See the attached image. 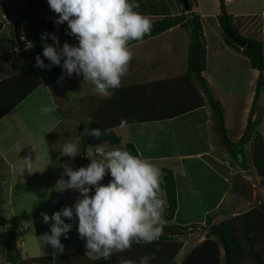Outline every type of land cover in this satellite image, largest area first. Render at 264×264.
Returning a JSON list of instances; mask_svg holds the SVG:
<instances>
[{
    "label": "rangeland",
    "instance_id": "1",
    "mask_svg": "<svg viewBox=\"0 0 264 264\" xmlns=\"http://www.w3.org/2000/svg\"><path fill=\"white\" fill-rule=\"evenodd\" d=\"M161 1L165 2V6L160 4ZM2 2L4 7L0 5V11L2 10L3 15L6 13L4 17L9 11L15 19L20 21L17 25L11 18L21 33L24 31L26 33L34 26L31 23L34 22V18H38L35 13L36 8L29 6L26 0H2ZM38 2L42 8H46L47 12H52L48 8L47 1L38 0ZM137 2L140 5L137 11L147 15L151 22L155 21L153 15L156 14L152 15L151 12L155 8L162 14L165 10L180 13L183 7L176 0H137ZM263 2L264 0H224L226 11L236 17V26L240 34L259 40L262 43L264 55ZM190 3L192 11L198 14L201 19L205 18V27L210 30L213 27L212 23L215 21L214 15L217 9L219 11V1L190 0ZM10 27L13 26L10 24ZM59 39L62 38L59 36ZM16 44L18 46L17 42ZM42 52L40 47L31 46L23 53L21 51L14 53L15 59H20L24 64L15 68L14 72L20 73L26 69H34L41 73L45 69L37 68L34 65L38 54L41 55L44 62L47 60L43 57ZM179 61L180 59L177 66H180ZM63 74L65 73L63 72ZM259 74V72L255 74L246 62L234 56V53L229 49L226 50L223 58L219 59L213 58L210 53L205 77L209 80L207 82L213 97L219 100L223 106L227 138L233 151L225 144L219 143V157H222L219 162V187L215 190L212 182L210 187L213 188V191L206 188L204 193L209 192L208 201L202 203L199 201L198 203L196 198L185 197L182 192L179 193L181 208L176 217L178 222L175 223L176 225L183 226L186 222L189 223L184 225L185 227L193 224L201 225L205 222L206 216H215L219 211L225 212L227 215H219L214 221L217 223L240 215L264 202V188L261 186L260 179L255 174L250 162V144L255 133L262 136L264 146V69L260 79L262 87L256 94L253 110L248 111L254 99ZM68 81L69 83H67ZM68 81L56 87L40 85L9 115L0 120V152L5 153L6 162L10 161L8 164L12 165L9 168L0 161L1 199L3 200V217L0 221V230H9L13 225L16 226L17 236L13 251L24 260L53 256V249L50 246L42 248L36 239V237L50 232L51 221L45 224L41 213H47L51 216L62 207L74 205L79 195L78 192L67 190L61 193L52 191V189L57 180L60 179L65 163H68L73 169L88 165L82 158L81 136L84 134L87 118H92L91 114L95 105L99 104L102 98L95 100L96 95L93 92L87 94L86 91L78 90L77 93V87L70 85L77 79L72 76ZM80 83L82 86L85 85L83 78ZM87 95L93 97L89 98ZM45 104L55 105L56 111L50 114L41 113L40 108ZM209 111L210 109H201L195 114L169 119L167 121L172 122L168 124V128L165 130L159 129L160 125L153 126L154 124H136L133 127H128L126 132L123 129L119 130L122 144L114 147L125 149V144L128 141L124 139V135L129 133L138 147L149 141L152 144L154 141L167 140L169 144H172V147L166 145V148L170 147L172 152L184 154L200 152L211 145L214 135L217 137V141L219 139V135L213 131L214 124L211 123ZM247 111L250 113L248 118L253 114L255 115L254 126L252 124L251 130L248 132L249 141L243 145H237V139L243 130L242 126L243 124L246 125L243 118L245 116L247 118L248 114H245ZM167 121L164 123H168ZM68 139L79 146L80 154L74 160L70 157L61 156L59 152L64 140ZM179 142L183 144L178 145ZM257 142L256 140L255 143ZM106 148L111 149L113 147ZM93 151V148H88L85 156L88 159H99V156L94 155L96 148ZM205 159L206 157H203L201 161L206 162ZM227 161L235 165L226 164ZM193 162L194 164L202 163ZM212 175L213 173L209 170L199 173L202 179ZM64 179L67 180L68 177L65 176ZM109 179L111 177L107 178L106 176L101 183L107 184ZM230 192L240 195L241 202L239 205L229 207L227 201ZM90 194H94V188ZM159 195L163 199L162 194L159 193ZM218 204L219 208L215 209ZM263 221L261 220V225L258 227L252 226L253 228L251 227L248 234H245L238 221L233 222V229L241 246L246 249L240 264H264ZM65 222L72 223L73 228L68 234V239L61 237V242L64 244L62 254H73L79 251L81 253L78 254L79 256L85 255V241L79 238L76 230L77 224L66 218ZM206 233L207 230L204 229L175 238L181 241L182 248L172 258L170 264H181L192 249L205 239ZM246 239H251V242H245Z\"/></svg>",
    "mask_w": 264,
    "mask_h": 264
},
{
    "label": "trees",
    "instance_id": "2",
    "mask_svg": "<svg viewBox=\"0 0 264 264\" xmlns=\"http://www.w3.org/2000/svg\"><path fill=\"white\" fill-rule=\"evenodd\" d=\"M176 1L183 6L180 0ZM218 1L219 14L217 15V22L224 44L242 53L247 58L249 66L260 73L250 109L252 111L256 94L262 87L260 79L264 69L263 46L259 40L240 34L236 26L235 17L226 11L224 0ZM0 2V5L4 7L2 0ZM26 2L29 6L35 8L38 0H26ZM187 2L189 6L188 11H185L184 7H182L180 13H174L173 15L169 10L162 12L163 17L151 22V31L143 40L158 36L174 27L185 30L188 36L185 75L141 85L121 86L107 100L102 101L92 118L94 122L91 127L99 128L102 132L104 129H111V132L107 135H102L99 139L89 137L86 134L81 136L82 158L87 164L91 162L85 156L88 148H93L95 151L96 146L100 144H104L105 147H114L121 144V140L115 132L116 129L121 128V119H126L129 122V126L163 122L203 107L204 100L209 105L214 124L213 131L219 135L220 141L228 145L232 150L227 138L223 106L219 100L213 97L208 82L203 75L206 71L207 44L203 33L201 17L192 11L190 0H187ZM161 4L165 6V2ZM153 11H155L154 14L157 13L156 15L161 14L156 8ZM7 16L19 25L20 21L15 19L9 11ZM34 19V22L31 23L34 26L26 33L25 31L21 33L18 30L19 37L23 38L25 42L23 47H19L16 42H13L15 50L18 52L25 49L28 45L44 43L41 41L43 33H55L60 37L75 40L73 37L65 34V30L67 29L66 22L63 25H58L55 23L56 19L47 21H41L38 18ZM1 29L2 24L0 23V31ZM11 35L14 41V30ZM136 43L139 42L133 41L130 43V46ZM64 80L60 66H52L50 70L45 69L41 73H38L34 69H26L24 72L15 73L0 80V120L5 118L40 85L56 87L63 85ZM246 121L244 132L238 140L237 145H243L250 139L248 132L251 130L252 122L250 118H247ZM256 140L258 141L257 143H255ZM125 149L139 156L132 142H127ZM250 149L251 166L259 177L261 186L264 188V146L263 138L260 134L255 133V137L250 144ZM94 155H97V153L94 152ZM160 170L162 172L160 191L163 192V199L166 202L164 218L167 223L163 229V234L157 241L145 245L133 244L131 249L124 253L114 254L108 261L101 258L91 259L86 255L79 256L78 254H81L79 251L73 254L58 255L55 258L53 256H43L24 260L13 251L17 236L16 226L13 225L9 230H0V264H121L122 260L138 261L140 257L152 255L153 253H155V259L151 261V264H170L172 258L182 248L181 241L175 238L183 237L184 234L189 232H198L204 229L207 230L205 239L192 249L182 260L181 264H240V260L246 249L241 246L233 229V222L238 221L245 234H248L252 226L258 227L261 225V220H264V202L240 215L217 223L214 221L219 215H227L225 212L219 211L215 216H206L205 222L201 225L193 224L185 227L172 224L171 222L177 209L175 174L172 169L167 167H162ZM1 192L0 185V221L3 217ZM250 240L246 239L245 242H251Z\"/></svg>",
    "mask_w": 264,
    "mask_h": 264
},
{
    "label": "clouds",
    "instance_id": "3",
    "mask_svg": "<svg viewBox=\"0 0 264 264\" xmlns=\"http://www.w3.org/2000/svg\"><path fill=\"white\" fill-rule=\"evenodd\" d=\"M47 4L58 14L55 23L66 22L65 34L77 43L65 42L61 47L55 33H43L42 55L50 63L45 64L38 54L34 66L48 70L60 66L68 77L82 76L83 83L90 84L95 95H112L129 71L134 56L130 43L143 42L152 28L149 17L137 11L140 7L137 0H47ZM48 39L52 44L47 43ZM54 111L55 105L45 104L40 108L43 114ZM93 122L91 117L87 118L83 132L87 136L99 139L111 132V129L102 132L92 128ZM120 127H129V122L121 119ZM59 152L73 160L80 154L78 144L71 139L64 140ZM96 153L99 159H90L86 167L73 169L65 163L52 189L61 193L78 192L74 205L62 207L51 216L41 213L45 224L51 221L50 232L36 239L42 248L53 249L54 258L64 251L61 237L68 239L73 228L65 218L77 224L79 238L85 241V255L105 261L131 249L133 244H151L163 234L167 221L166 202L159 195L161 170L120 147L107 149L100 144ZM106 176L111 179L102 184ZM93 188L94 194H90ZM154 259L155 253L138 261L122 260L121 264H151Z\"/></svg>",
    "mask_w": 264,
    "mask_h": 264
},
{
    "label": "crops",
    "instance_id": "4",
    "mask_svg": "<svg viewBox=\"0 0 264 264\" xmlns=\"http://www.w3.org/2000/svg\"><path fill=\"white\" fill-rule=\"evenodd\" d=\"M47 0H45L46 2ZM164 2L161 1L160 4ZM6 4V2L4 1ZM35 13L38 15V19L41 21H47L56 19L58 17V14L54 13L51 9V13L46 11V8H42L37 3L35 7ZM49 8V6H48ZM11 10V9H10ZM150 10V9H149ZM170 11V10H169ZM152 12V10H151ZM155 13V11L152 12V15ZM172 15L174 12H171ZM6 13H4L5 15ZM157 14V13H156ZM219 14V11L217 9L214 17L215 21L213 24V27L208 30V27H205V18H202V26L204 31V36L207 44V53H206V70H207V61L208 57L211 53V56L213 58H223L224 53L227 49L231 50L234 53V56L239 58L240 60L246 62L249 66L247 58L240 52H237L229 47H227L222 38L221 34L218 28V22H217V15ZM2 10L0 11V23L2 24V29L0 31V80L7 78L13 74H15V68H19L20 66H23L24 64L20 61V59H15L14 53H17L15 47L13 46V42H16L15 39L13 41L12 38V31L14 28L13 21L8 16L4 17ZM234 16V15H233ZM154 19H160L163 17L162 14L159 15H153ZM213 17V18H214ZM235 17V16H234ZM6 18V19H5ZM236 18V17H235ZM11 26L13 27H10ZM58 36V35H57ZM59 37V36H58ZM64 40L60 39L61 47L65 42L69 43L70 45L76 44V40H70L63 37H60ZM51 40L48 39L47 43L50 44ZM64 42V43H63ZM7 44V46H5ZM38 46L43 50V43L28 45L25 49L21 51L28 50L31 46L35 47ZM13 47V48H12ZM187 47H188V36L185 30L174 27L158 36H155L153 38L147 39L143 42H139L136 44H133L130 46L131 51L133 52L134 56L131 61L129 71L126 74V76L122 80L121 86H129V85H141L145 83H150L154 81H159L162 79H168V78H177L185 75L186 73V57H187ZM14 50V51H13ZM180 59V66H177V62ZM50 63L48 60L45 61V64ZM252 69V68H251ZM62 70V69H61ZM254 70V69H252ZM42 72V71H41ZM258 71L254 70V73L256 74ZM206 71L203 73L205 77ZM63 74V72H62ZM65 81L67 82L70 77L67 76V74H63ZM74 79H77L76 82L70 83L71 87H77V93L79 91H86V93L92 92V86L90 84L84 83L85 85H81L80 81L82 80V76H77L75 74L72 75ZM71 76V77H72ZM206 78V77H205ZM207 79V78H206ZM209 82V80L207 79ZM69 83V81L67 82ZM210 84V83H209ZM210 87V86H209ZM213 95V94H212ZM94 96V94H93ZM93 96L87 95V97L92 98ZM97 97V98H96ZM95 100H101L99 101V104L97 103L95 105V109L93 111L92 118L94 117L95 113L98 110V107L101 105L102 101L107 100L108 97H102L96 95ZM215 98V97H214ZM252 105V104H251ZM201 109H207L209 110V105L206 100H204V106L189 112L187 115L195 114L198 110ZM251 107L248 109L250 112ZM13 111V110H12ZM11 111V112H12ZM74 112V110L72 109ZM245 112V114H248L247 118L249 117V112ZM10 112V113H11ZM9 113V114H10ZM210 113V119L211 123L213 124L211 112ZM8 114V115H9ZM184 116V115H183ZM252 117V118H251ZM251 122L254 126V120L255 115L251 116ZM246 116L243 118V122L247 120ZM168 123L163 122H153V123H145V124H154L160 125L159 129H166L168 128V124L172 121H167ZM133 127V125L129 126ZM243 130L240 133V136L237 140L240 139L244 129L245 125L243 124ZM128 130L127 128H118L115 130L116 134L119 136L122 144V137L119 134V130ZM125 134V133H124ZM213 134V133H212ZM124 139L128 142H132L137 149L139 156L141 158L147 159L150 163L154 164L159 169L162 167L170 168L174 171L175 174V180H176V197H177V209L173 216V220L171 223H178L177 222V215L181 208L180 205V199H179V193L182 192L185 197H193L196 198L198 203L199 201L205 202L208 201L209 192H205L206 188L208 190L213 191V188L210 186L212 185V182L214 184L215 190L217 187H219V162L222 157H219V143L223 144L220 139L217 141V137L214 135L213 141H211V145L207 146L206 149L196 152L194 154L191 153H176L172 152V149L166 148L167 146H171L172 144H169L167 140L163 141H154L151 144V141L143 143L139 147L137 144L132 140L129 133L124 135ZM229 141V140H228ZM127 143V142H126ZM155 143V145H154ZM160 143V144H159ZM120 144V145H121ZM157 144V145H156ZM177 144V143H173ZM183 144L182 142H179L178 145ZM107 147H113V146H107ZM228 147V145H226ZM229 148V147H228ZM94 150V149H93ZM223 150V147H222ZM229 150V149H228ZM231 153V152H230ZM98 156V155H97ZM206 157V162H202L201 158ZM234 160V159H233ZM0 161L7 165L9 168L12 166L10 161L8 163L6 162V156L5 153L0 152ZM193 161L202 162L199 164H194ZM225 161V160H224ZM235 161V160H234ZM12 163V162H11ZM226 164H232L230 161L225 162ZM235 165V164H232ZM207 167V168H205ZM207 170L211 171L213 173L212 176H207L202 179V177L199 176V173L201 171L207 172ZM226 178L225 176H223ZM110 180V179H109ZM212 180V181H211ZM230 191V190H229ZM160 193L163 196V192L160 191ZM235 194V193H234ZM233 193H229L228 196V204L229 207H234L239 205V202H241L240 195L237 194L234 195ZM219 203V202H218ZM219 208V204L215 206V209ZM186 222L184 225H187ZM182 225V224H181ZM183 225V226H184ZM202 242V241H201ZM200 243V242H199ZM91 259H96V257L89 256Z\"/></svg>",
    "mask_w": 264,
    "mask_h": 264
},
{
    "label": "water",
    "instance_id": "5",
    "mask_svg": "<svg viewBox=\"0 0 264 264\" xmlns=\"http://www.w3.org/2000/svg\"><path fill=\"white\" fill-rule=\"evenodd\" d=\"M180 1L183 4V7H184L185 11H188L189 10V6H188L187 0H180ZM13 25H14V37H15V41L18 43V46L19 47H23L25 45V42L22 39H20L19 34H18V28H17V26L14 23H13Z\"/></svg>",
    "mask_w": 264,
    "mask_h": 264
},
{
    "label": "built area",
    "instance_id": "6",
    "mask_svg": "<svg viewBox=\"0 0 264 264\" xmlns=\"http://www.w3.org/2000/svg\"><path fill=\"white\" fill-rule=\"evenodd\" d=\"M95 153H96V151H95Z\"/></svg>",
    "mask_w": 264,
    "mask_h": 264
}]
</instances>
